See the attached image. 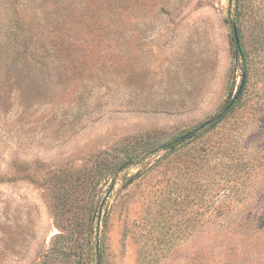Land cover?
Wrapping results in <instances>:
<instances>
[{
  "label": "rangeland",
  "instance_id": "1",
  "mask_svg": "<svg viewBox=\"0 0 264 264\" xmlns=\"http://www.w3.org/2000/svg\"><path fill=\"white\" fill-rule=\"evenodd\" d=\"M228 10L0 0V264H264V0Z\"/></svg>",
  "mask_w": 264,
  "mask_h": 264
},
{
  "label": "trees",
  "instance_id": "2",
  "mask_svg": "<svg viewBox=\"0 0 264 264\" xmlns=\"http://www.w3.org/2000/svg\"><path fill=\"white\" fill-rule=\"evenodd\" d=\"M240 3L241 0H229V10L228 13L231 14V12L236 13L238 11V9L240 8ZM235 27L237 30V27L235 25L234 22H232V27ZM236 46V45H235ZM236 50L238 52L239 57H243L242 52H241V48L238 49L236 47ZM246 68L243 67L242 68V77H243V83H244V78L246 76ZM243 87V84H242ZM242 90V88H241ZM240 90V91H241ZM240 94V92H239ZM239 94L237 95L235 101L237 100ZM234 101V103H235ZM234 103L231 107H229L226 110V107L220 111L217 115H215L213 118H211L210 120L202 123L200 126L190 130V131H186L183 133H180L176 136H173L172 138L161 142L159 144H156L150 148H148L143 154L139 155V156H135L134 158H130L127 162H125V164L123 165L124 168H129L132 166H135L137 164H139L140 162H142L146 156L148 155H155L157 153L160 152H173L176 151L184 146H186L187 144L194 142L195 140H197L198 138L202 137L203 135H205L206 133L210 132L211 130H213L214 128H216L223 120V118L226 116V114L228 113V111L234 106ZM95 249L98 251V246H95ZM100 258V256H99ZM100 259H98V263L99 264Z\"/></svg>",
  "mask_w": 264,
  "mask_h": 264
},
{
  "label": "water",
  "instance_id": "3",
  "mask_svg": "<svg viewBox=\"0 0 264 264\" xmlns=\"http://www.w3.org/2000/svg\"><path fill=\"white\" fill-rule=\"evenodd\" d=\"M232 33H233V40H234V42H235V45H236V47H237L238 49H240V43H239L238 33H237V30H236V28H235L234 26L232 27ZM242 83H243V77H242V82H241V84H240V86H239L238 92L236 93V96H235V97L233 98V100L228 104V106L226 107V110H227L229 107H231V106L233 105V103H234V101H235L237 95L239 94V92H240V90H241V88H242Z\"/></svg>",
  "mask_w": 264,
  "mask_h": 264
}]
</instances>
